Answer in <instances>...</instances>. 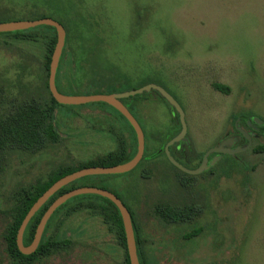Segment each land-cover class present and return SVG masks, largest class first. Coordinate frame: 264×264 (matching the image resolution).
Masks as SVG:
<instances>
[{
  "label": "rangeland",
  "instance_id": "1",
  "mask_svg": "<svg viewBox=\"0 0 264 264\" xmlns=\"http://www.w3.org/2000/svg\"><path fill=\"white\" fill-rule=\"evenodd\" d=\"M42 1L0 0V11L13 6L26 15L34 4L44 8ZM46 1L73 5L63 11L66 22L80 25L71 28L78 35L71 43L83 54L94 52L101 67L114 68L125 82L116 92L156 84L175 97L184 111L187 141L176 142L173 151L186 167L194 168L205 151L234 136L233 121L247 132L238 116L264 122V0ZM4 38L0 34L2 88L14 93L42 88L39 47H6ZM83 77L77 74L75 91L85 87ZM213 82L229 86V92L216 90ZM141 94L133 101V113L146 148L159 150L176 131L175 115L155 91ZM84 105L61 107L58 142L36 152L6 153L0 172V264H12L3 232L18 187L45 177L59 163L115 149L111 127L129 130L120 117ZM252 135L246 149L225 154L198 174L180 173L159 154L128 172L107 176L106 186L135 214L149 264H264V150L252 151L264 145V132ZM237 141L245 147L242 139ZM161 203H193L199 211L189 222H166L154 213ZM65 225L76 231L72 246L33 264H122L123 249L98 217L82 212ZM196 228L201 229L197 236L184 238Z\"/></svg>",
  "mask_w": 264,
  "mask_h": 264
},
{
  "label": "trees",
  "instance_id": "2",
  "mask_svg": "<svg viewBox=\"0 0 264 264\" xmlns=\"http://www.w3.org/2000/svg\"><path fill=\"white\" fill-rule=\"evenodd\" d=\"M41 3L44 8L39 9L37 5L34 4L33 6H35V9L28 8L29 12H27L26 15L17 14V11L13 6L4 7V9L0 11V22L35 20L44 17H50L60 22L65 28L66 37L55 76L57 90L64 94H109L116 92L117 87L122 86L125 82L122 77L115 73L114 68L107 69L105 66L101 67L100 65L102 64H98V62L94 60V52H89L88 55L83 54L82 52L76 51L71 43V40L78 38V35L76 36L72 34L71 28H79L80 25L68 18V21L66 22L63 19V17L66 16L63 11H66L67 8H72L73 5L68 2L61 3L60 5L59 3H50L46 0H43ZM48 4L51 6H48ZM64 21L68 25L70 32H67ZM81 32L83 33V31L79 32L80 35L82 34ZM0 34L6 35V38L1 41L6 47L12 46L14 43H22L28 47L38 46L40 50L39 54L42 58V72L44 75L42 88L36 87L32 92L25 88L24 91L20 90L14 93L5 91L0 85L1 172L6 162L7 152L18 150L36 152L45 148L47 144L58 142L60 133L56 126V118L57 113L59 114L61 111V107L74 108L75 106L82 107L85 105L59 104L49 91V63L57 40L56 29L54 27L49 25H39L25 30ZM79 72L84 76L83 78L86 79L84 82L86 85L85 87H82L80 91H75L72 86L75 84V79ZM17 84L21 86L19 80H17ZM212 85L216 90L223 93H228L230 90L229 86L223 83L213 82ZM155 92L157 93V91ZM157 95L166 102L159 93H157ZM140 97H143V94H137L135 96L121 99L122 103L130 110L135 118L136 116L133 112L137 107L133 101ZM87 104H91V107L93 108L98 107L101 110H104L105 113L112 116V118L114 115L120 117L127 124L129 130L119 128L118 132H115L114 128L111 127L109 129L110 133L114 135L117 143L115 149L75 163H59L51 169L45 177L38 178L34 182L18 187L13 196V201L8 211L7 224L3 232L5 251L11 259L12 264H33L41 258L69 249L74 243L72 234L76 231L75 229L67 228L65 222L70 217L82 212L88 216L98 217L106 226L107 230L114 234L117 243L123 249L122 264H130L126 249L125 232L119 210L108 198L97 194H80L66 200L58 206L49 217L35 252L28 255L22 254L16 244L17 230L28 209L56 180L84 167L117 165L130 160L135 155L137 147L136 135L126 118L107 103L90 102ZM166 104L170 108L167 102ZM73 113L75 114L76 112L74 111ZM174 115L177 128L176 131H173L171 136L165 140V142L175 136L180 130L178 116L176 113H174ZM163 147L159 150L155 149L154 151H150L146 148L145 139L144 153L138 165L143 160L154 158L159 154H163L167 159ZM263 150L264 145H257L252 148V151L255 153L262 152ZM159 151L162 153H159ZM228 156L231 157L230 155ZM167 161L169 160L167 159ZM170 165L180 173L184 175L186 174L173 164L170 163ZM107 176L111 175H88L73 180L59 188L28 221L23 233V244L29 245L31 243L41 216L51 202L59 195L82 186L100 187L108 189L117 195L130 211L139 263L149 264V260L143 251L142 239L139 234V226L137 225L135 214L116 192L106 186L105 180ZM142 176H145L144 172H142ZM154 213L163 218L166 222L185 223L193 219L197 212L192 206L157 204L154 207ZM200 231V228H196L190 233H186L184 238L188 239L197 236Z\"/></svg>",
  "mask_w": 264,
  "mask_h": 264
},
{
  "label": "water",
  "instance_id": "3",
  "mask_svg": "<svg viewBox=\"0 0 264 264\" xmlns=\"http://www.w3.org/2000/svg\"><path fill=\"white\" fill-rule=\"evenodd\" d=\"M39 25H49L56 29L57 40L53 52L51 54V59L49 63V74H48V88L52 97L59 104H63V105H81L90 102L107 103L108 105L112 106L117 111H119L132 126L136 135L137 147H136L135 155L126 162L113 166L84 167L72 173L62 176L61 178L56 180L52 185H50L31 205V207L28 209L27 213L25 214L24 218L22 219L16 234L17 247L19 251L25 255L35 252L40 242L44 227L49 217L54 212V210L62 203H64L66 200L74 196L91 193L106 197L116 205L121 215L123 229L125 232L126 249H127L129 262L130 264H140L137 256L136 242L134 237V230H133L130 211L117 195H115L113 192H111L108 189L100 188V187L82 186L69 190L59 195L56 199H54L51 202V204L47 207V209L44 211L43 215L41 216L31 243L29 245L23 244V233L28 221L34 215V213L47 201V199L53 193H55L59 188L70 183L73 180H76L84 176L121 174L134 169L138 165L144 153V147H145L144 132L137 119L133 116L130 110L122 103L121 99L130 96H135L137 94H141L143 92H147L150 90H154L157 91V93H159L166 100L171 110L173 111V114L176 113L178 116V120L180 123V130L175 136H173L165 143L163 147V151L171 164H173L178 169L188 174H198L209 168L212 164H214L217 158H215L209 164L207 163V155L209 153L217 152V153H228L233 155L242 149H246L250 145V141L247 143L245 147H239L233 149L223 148L222 146L212 147L205 153L198 167L194 169H190L183 166L171 154L170 146L181 140L185 142L187 141V137H186L187 126L185 122L184 111L180 103L167 90L156 84H146L137 89L127 90L122 92H114L109 94H105V93L64 94L59 92L55 84V76H56L59 60L62 54V50L65 45L66 31L64 26L60 22L50 17H44L35 20H13V21L0 22V33L25 30ZM256 122H261V120L256 119Z\"/></svg>",
  "mask_w": 264,
  "mask_h": 264
},
{
  "label": "flooded vegetation",
  "instance_id": "4",
  "mask_svg": "<svg viewBox=\"0 0 264 264\" xmlns=\"http://www.w3.org/2000/svg\"><path fill=\"white\" fill-rule=\"evenodd\" d=\"M239 117V119L238 120H240L241 121V123L245 126V128H246V130H247V132L246 131H244L242 128H240L238 125H237V123L236 122H234L233 121V129H234V131H235V135L234 136H232V137H227V138H225L224 140H221L217 145H213L212 147H215V146H220L221 144H224L222 147L223 148H230V149H233V148H239V147H242V146H240L239 144H238V141H237V139L239 138V139H242L245 143H246V145H247V143L250 141V143H251V140H252V138H253V136L254 135H252L253 133L255 134V135H257V134H261V133H263L264 132V122L261 120V122H256V119L257 118H249V119H243L241 116H238ZM235 119H236V117H235ZM237 120V121H238ZM236 136L238 137V138H236ZM247 136H248V138H247ZM175 145H176V143H174L172 146H170L171 148H170V152H172L171 154L173 155V157L179 162V163H181L180 161H183L182 159H181V157L179 158L178 156H176L175 155V153H174V151H173V147H175ZM245 145V146H246ZM177 147V146H176ZM211 147V148H212ZM210 149V148H209ZM208 149V150H209ZM207 150V151H208ZM207 151H205L199 158H200V160H199V163L197 164V165H195L194 166V168H196V167H198L199 166V164L201 163V161H202V159H203V156L205 155V153L207 152ZM239 152V151H238ZM237 153V152H236ZM210 154V156H208ZM208 155H207V162H212V159L213 158H217V160L218 159H220V158H222V156H224L225 154H227V155H232V154H228V153H217V152H212V153H209ZM180 160V161H179ZM170 162V161H169ZM184 163H181L183 166H185V165H187V163L185 162V161H183ZM215 163V162H214ZM216 164V163H215ZM214 164V165H215ZM213 165V164H212ZM176 167V166H175ZM186 167V166H185ZM188 168V167H187ZM194 168H190V169H194ZM180 170V169H179ZM185 173V172H184ZM186 174H188V173H186ZM161 204H169V203H161ZM171 206H192V207H194L195 208V206H194V204L193 203H185V204H170ZM195 211L196 212H198L199 211V209H195Z\"/></svg>",
  "mask_w": 264,
  "mask_h": 264
}]
</instances>
